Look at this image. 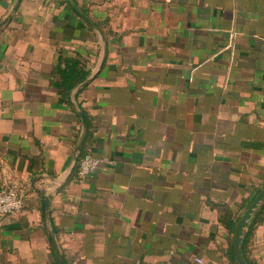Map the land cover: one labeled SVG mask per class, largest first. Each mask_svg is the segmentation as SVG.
I'll return each instance as SVG.
<instances>
[{
    "label": "crops",
    "instance_id": "crops-1",
    "mask_svg": "<svg viewBox=\"0 0 264 264\" xmlns=\"http://www.w3.org/2000/svg\"><path fill=\"white\" fill-rule=\"evenodd\" d=\"M88 151L113 162L80 176ZM4 183L25 205L0 215V264H239L264 186V0H0ZM249 222L264 264V200Z\"/></svg>",
    "mask_w": 264,
    "mask_h": 264
},
{
    "label": "built area",
    "instance_id": "built-area-1",
    "mask_svg": "<svg viewBox=\"0 0 264 264\" xmlns=\"http://www.w3.org/2000/svg\"><path fill=\"white\" fill-rule=\"evenodd\" d=\"M113 160L106 157H100L88 151L78 157L76 168L80 176L92 172L99 162ZM25 205L23 193L12 183H4L0 185V215L13 214L21 211ZM199 261L201 259L197 258Z\"/></svg>",
    "mask_w": 264,
    "mask_h": 264
},
{
    "label": "water",
    "instance_id": "water-1",
    "mask_svg": "<svg viewBox=\"0 0 264 264\" xmlns=\"http://www.w3.org/2000/svg\"><path fill=\"white\" fill-rule=\"evenodd\" d=\"M74 6L86 19L91 21L90 18L84 12H82L75 3H74ZM78 157H79V154L75 153L73 160H72L71 168H74L76 166ZM263 200H264V186L257 193L256 197L254 198L250 206L245 210V212L243 213V215L241 216L240 220L237 223V228H236V233H235V238H234V244H235L234 251H235L236 259L238 260L239 264H250L244 254V244H245V240L248 234V230H249L248 228L251 225L249 220L252 217V215L256 216L258 214V209L260 205L262 204ZM42 204H43V218L46 219L47 212H46V204L44 200L42 201ZM50 237L57 251L55 241L51 235ZM59 258H60L59 260L60 264H63L61 257Z\"/></svg>",
    "mask_w": 264,
    "mask_h": 264
}]
</instances>
